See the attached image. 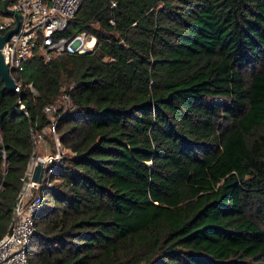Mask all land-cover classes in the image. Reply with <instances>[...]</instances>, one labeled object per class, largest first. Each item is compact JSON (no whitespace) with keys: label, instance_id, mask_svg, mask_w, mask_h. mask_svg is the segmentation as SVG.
Wrapping results in <instances>:
<instances>
[{"label":"trees","instance_id":"1","mask_svg":"<svg viewBox=\"0 0 264 264\" xmlns=\"http://www.w3.org/2000/svg\"><path fill=\"white\" fill-rule=\"evenodd\" d=\"M113 1L60 32L92 51L0 79V238L53 125L30 264H264V0Z\"/></svg>","mask_w":264,"mask_h":264},{"label":"built area","instance_id":"2","mask_svg":"<svg viewBox=\"0 0 264 264\" xmlns=\"http://www.w3.org/2000/svg\"><path fill=\"white\" fill-rule=\"evenodd\" d=\"M80 2L81 0H7L5 6L16 14L17 27L3 41L0 54L12 78V73L22 71L25 61L35 53L42 62H47L58 54L93 50L94 37L87 31L60 33L74 16ZM112 5L114 1L110 0V6ZM108 22L113 23L112 19H108ZM14 24L15 16L12 13H5L0 8V34ZM27 85L34 93L30 84ZM17 87L16 83V89ZM61 98L67 101L65 94H61ZM43 110L49 112L54 110V106H44ZM50 130L53 132V125H50ZM52 135L57 147L55 152L42 155L32 152L28 159L21 177V187L11 208L10 232L0 238V264H30L26 248L28 239L34 231L33 215L40 206V194L33 190L42 182L45 186L49 185L48 175L51 166L66 155L54 132ZM35 137L33 143L34 138L37 140L41 138L40 134H36ZM36 162L43 166L38 182L30 179L32 166Z\"/></svg>","mask_w":264,"mask_h":264},{"label":"water","instance_id":"3","mask_svg":"<svg viewBox=\"0 0 264 264\" xmlns=\"http://www.w3.org/2000/svg\"><path fill=\"white\" fill-rule=\"evenodd\" d=\"M7 0H1L0 1V8L5 12V13H12L15 16V24L13 27L7 29L6 31H4L2 34H0V47L3 43V41L6 39V37L13 32L16 27H17V19H16V14L14 12H12L11 10H9L8 8H6L5 4H6ZM0 79L2 80V84L3 87H5L8 90H12V89H16V83L13 80V78L10 76L7 66L6 64L3 62L1 54H0ZM43 171V166L40 162H36L33 166H32V170H31V175H30V179L32 181H36L38 182L40 180L41 174ZM11 229L10 223L7 227V230L5 232V234L3 235V237H5L6 235L9 234Z\"/></svg>","mask_w":264,"mask_h":264},{"label":"rangeland","instance_id":"4","mask_svg":"<svg viewBox=\"0 0 264 264\" xmlns=\"http://www.w3.org/2000/svg\"><path fill=\"white\" fill-rule=\"evenodd\" d=\"M57 104H59V105H62L63 106V110L64 109H67V108H69L71 105L69 104V102L68 101H64V100H62V98H61V96L59 97V99H58V102H57ZM55 107H57V106H55ZM55 107H54V109H55ZM48 114H49V117L52 119V113H51V111L50 112H48ZM48 132V131H47ZM51 133H53V132H51ZM53 136V135H52ZM36 138V137H35ZM34 138V143H33V152H34V154H37V155H42V154H44V153H53V152H55V150H56V145H55V141H54V151L53 152H50V150L47 148L48 146L46 145V143L40 138V139H35ZM54 140V139H53ZM60 145V144H59ZM62 147V146H61ZM63 148V147H62ZM63 150V153L64 154H72L68 149H66V148H63L62 149Z\"/></svg>","mask_w":264,"mask_h":264}]
</instances>
